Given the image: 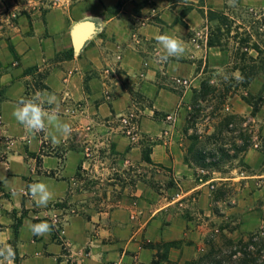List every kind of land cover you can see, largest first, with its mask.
<instances>
[{"label":"crops","instance_id":"crops-1","mask_svg":"<svg viewBox=\"0 0 264 264\" xmlns=\"http://www.w3.org/2000/svg\"><path fill=\"white\" fill-rule=\"evenodd\" d=\"M48 1L0 0V250L11 247V264H186L222 226L236 229L234 239L259 229L264 143L203 182L186 129L190 88L233 63L229 50L208 45L211 30L223 32L221 18L236 21L243 9L264 33V0ZM86 21L96 33L76 53L72 30ZM165 33L185 50L161 62ZM263 88L255 79L252 96ZM38 91L54 97L45 108L70 134H33L15 119L18 102ZM233 104L264 140V106L253 116L248 103ZM132 113L137 143L120 124ZM38 182L52 193L46 206L30 192ZM222 184L234 192L218 200ZM44 222L50 230L35 234Z\"/></svg>","mask_w":264,"mask_h":264},{"label":"trees","instance_id":"trees-1","mask_svg":"<svg viewBox=\"0 0 264 264\" xmlns=\"http://www.w3.org/2000/svg\"><path fill=\"white\" fill-rule=\"evenodd\" d=\"M218 40L219 37L213 35L208 45L222 47L221 41ZM250 61L255 62L253 58ZM237 70L241 72L245 87L249 86L257 77L255 67L251 69L240 67ZM218 90L211 84V81L205 80L200 89L194 91L191 107L196 114V117L189 121V124L195 127V134L191 137V140L195 142L192 152L195 154L196 166L202 171L198 179L203 182L210 180L213 172H220L228 163L246 154L256 146L257 142L264 143L259 134L250 131L251 124L248 119L238 115L224 114L227 99L235 94L230 91L220 94ZM209 99L214 102L220 101V105L214 108L212 115L204 116V119L208 117L213 120L214 125L211 126L213 131L210 133L211 128L207 126V135H200L198 120L205 112L200 102H209ZM244 100L253 107V116H256L259 110L254 103H251L250 97ZM188 130L189 128L186 129V133ZM226 134L232 135V139L227 140L224 137ZM200 139H205V141L200 143ZM199 143L201 145L198 147ZM144 160L149 161L146 156H144ZM212 186L215 187V184ZM227 186V184H222L220 189L215 192L216 199H224L229 193L234 192ZM235 232L236 229L230 225L220 227L207 238L204 251L186 264H264V225L254 232L242 234L239 239L232 237ZM172 246L175 244L171 243L170 247Z\"/></svg>","mask_w":264,"mask_h":264},{"label":"rangeland","instance_id":"rangeland-1","mask_svg":"<svg viewBox=\"0 0 264 264\" xmlns=\"http://www.w3.org/2000/svg\"><path fill=\"white\" fill-rule=\"evenodd\" d=\"M59 6L60 5L57 4L56 0H49L46 4V7H48L47 9H52ZM67 6L72 5L70 4ZM235 17L236 21H231L229 18H226L224 20L223 18H221V22L224 27L223 32H220L221 30L216 28L215 26V28L211 30L212 35H217L219 37L218 41H223V43H221L222 48L230 51L233 60L232 66L226 67L218 71L217 73H215L214 71H208V74L206 75V81H211V84L219 89L218 91H220V94L226 93V91H230L231 93L235 94L234 96L227 99L225 105L226 107L224 110V114L226 115L231 114V110L234 106L233 103H236V101H243L246 103L244 99L248 97H250L251 103H254L256 105L255 107L258 108L259 112L264 106V90L263 92H260V95L257 94L256 96H252L250 91V86L252 83L249 86L245 87V81L241 76V72L237 70L240 67H246L247 69L255 67V72L257 73V77L255 79H264V33H262L258 29L260 28V25H257L258 23H260V21L257 20L256 14L253 17L254 19H251L252 17L246 14V11L242 9L238 10V12L235 11ZM252 23H255V29L247 30V27L252 26ZM251 58H253L255 62L250 61ZM203 82L199 84L198 89H193V86L190 88L193 91V94L195 90L200 89ZM236 95L238 97L234 100ZM200 104L202 105L205 112L198 120V130L200 135H207L206 127L210 126L211 128L214 123H212L213 120L208 117L204 119V116L212 115L214 112V108H217V105H220V101L214 102L209 99V102H200ZM191 107L192 104L190 108ZM194 117H196V114L191 108L187 122L189 128V137H192L195 134V127L192 124H189V121ZM211 131H213L212 128ZM224 137L227 138V140H231L233 136L226 134ZM204 141L205 139L199 140L200 143ZM231 163H228L227 166H230ZM231 194L232 193H229V195ZM261 218L264 219V213L262 214ZM262 225H264V223ZM204 249L201 252H203Z\"/></svg>","mask_w":264,"mask_h":264},{"label":"clouds","instance_id":"clouds-1","mask_svg":"<svg viewBox=\"0 0 264 264\" xmlns=\"http://www.w3.org/2000/svg\"><path fill=\"white\" fill-rule=\"evenodd\" d=\"M157 42L164 49L165 55L158 57V60L167 61L170 57L180 56L184 52V42L178 37L167 33L157 36ZM44 93L37 92L32 97L21 99L14 109L13 116L22 124L29 132L36 134L46 130L48 126L55 128L62 135H68L71 132V126L67 123L60 122L58 112L45 108V102L51 104L54 97H50L45 101ZM56 142L55 137L53 143ZM30 192L33 197H37V202L40 205L46 206L52 198V193L48 186L43 182L33 183L30 186ZM50 225L46 222L33 226L35 234H44L50 230ZM14 253L9 246L7 248V256L3 250H0V256H5V259L11 264L9 258L13 257Z\"/></svg>","mask_w":264,"mask_h":264},{"label":"built area","instance_id":"built-area-1","mask_svg":"<svg viewBox=\"0 0 264 264\" xmlns=\"http://www.w3.org/2000/svg\"><path fill=\"white\" fill-rule=\"evenodd\" d=\"M176 84L178 87L182 88H189L190 83L188 80H177ZM168 119H171V117H168ZM120 124L122 126L123 134H125L132 143L139 142L140 139V132H139V117L135 113L126 115L124 117L120 118ZM118 264V263H116Z\"/></svg>","mask_w":264,"mask_h":264},{"label":"water","instance_id":"water-1","mask_svg":"<svg viewBox=\"0 0 264 264\" xmlns=\"http://www.w3.org/2000/svg\"><path fill=\"white\" fill-rule=\"evenodd\" d=\"M83 28H87L89 31L86 36L82 35L81 33ZM95 33H96V25L93 22L86 21V22L77 24L72 30V41H73L75 52L76 53L81 52V50L84 48L86 43Z\"/></svg>","mask_w":264,"mask_h":264},{"label":"bare ground","instance_id":"bare-ground-1","mask_svg":"<svg viewBox=\"0 0 264 264\" xmlns=\"http://www.w3.org/2000/svg\"><path fill=\"white\" fill-rule=\"evenodd\" d=\"M88 29L87 28H83L82 29V31H81V33H82V35H84V36H86L87 34H88ZM80 37V36H79ZM83 38H85V37H83Z\"/></svg>","mask_w":264,"mask_h":264}]
</instances>
